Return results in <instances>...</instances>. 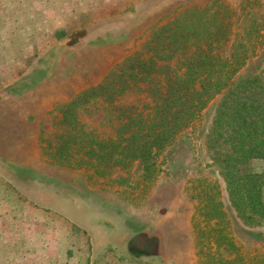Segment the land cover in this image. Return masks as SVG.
Returning <instances> with one entry per match:
<instances>
[{"label":"rangeland","instance_id":"1","mask_svg":"<svg viewBox=\"0 0 264 264\" xmlns=\"http://www.w3.org/2000/svg\"><path fill=\"white\" fill-rule=\"evenodd\" d=\"M208 4L231 11L225 51L238 40L254 52L242 74L264 78V0H0V264H207L197 257L192 223L205 187L238 248L219 245L216 234L205 253L264 264V228L242 225L210 166L204 143L215 101L161 157L156 176L139 164L97 174L45 155L60 134L57 106L142 53L156 27ZM146 100L134 87L117 105L141 110ZM109 107L97 99L78 115L110 137ZM251 170L264 175V160Z\"/></svg>","mask_w":264,"mask_h":264},{"label":"trees","instance_id":"2","mask_svg":"<svg viewBox=\"0 0 264 264\" xmlns=\"http://www.w3.org/2000/svg\"><path fill=\"white\" fill-rule=\"evenodd\" d=\"M214 7H191L156 27L142 53L127 57L100 85L57 106L60 134L45 155L63 166L89 167L97 174L139 164L144 176H156L161 157L215 101L204 143L210 166L224 182L242 225L264 228V175L251 170L253 161L264 160V78L242 74L254 52L238 40L225 51L233 18L229 8ZM134 87L147 96L144 108L119 107L118 98ZM97 99L111 107L106 115L114 126L110 137L90 131L79 118V110ZM210 192L206 187L198 192L192 219L197 257L208 258L207 264H238L234 258L205 253L217 243L216 234L224 238L219 245L231 241L238 249L225 226L223 206Z\"/></svg>","mask_w":264,"mask_h":264}]
</instances>
